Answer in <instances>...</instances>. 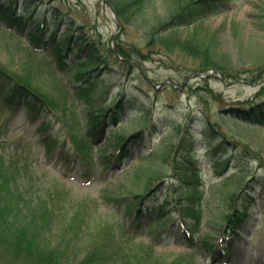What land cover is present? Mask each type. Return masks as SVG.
I'll return each mask as SVG.
<instances>
[{
	"label": "rangeland",
	"instance_id": "1",
	"mask_svg": "<svg viewBox=\"0 0 264 264\" xmlns=\"http://www.w3.org/2000/svg\"><path fill=\"white\" fill-rule=\"evenodd\" d=\"M0 1L5 3L10 0ZM14 6L15 11L24 18L34 19L46 15L48 25L64 19L59 34L69 27L73 33L68 59L74 55L83 57L87 49H79V43L85 40L90 43L87 46H92L90 51L93 58L101 55L107 64L101 63L97 71L89 73L94 78L91 94L94 102L91 105L85 100L75 99L69 91L66 95V104L79 115L82 130L92 127V121L85 116L88 110L121 94L130 103L122 111L121 122L110 133L106 131L104 136L94 135L93 152L112 154L111 140L120 132L134 134L139 131L142 113L151 117L154 123V132L145 137L143 134L135 135L137 141H130L133 150L130 159L122 165L123 172L115 175L96 170L95 177L84 178L78 169L69 174L65 169L66 163L56 156V151L48 154L44 152L39 144L42 138L40 119H30L21 107H17L15 112L6 111V99L0 95V125L8 120L7 132L0 139L4 143L6 158L18 172L19 182L27 185L24 191L40 197L55 194L54 200L60 213L71 212V217L77 216L76 222L85 219L83 214L89 208L93 213L89 219L91 241L103 243L114 240L134 250L122 232L125 228L134 229L128 217H123L113 207V200L125 194L126 177L143 161L149 148L165 143L166 138L176 142L177 131L181 134L188 132L195 149L194 157L197 162H201V184L195 195L197 200L200 198L196 212L189 211L186 216L193 217L201 232L210 230L214 235L222 234L221 207L215 201L217 192H226L228 189L221 183L222 178H230L237 172L234 167L237 160L233 156L237 155L238 158V153H241L249 166L245 178L239 173L242 178L236 185L239 190L243 186L247 187L246 182H251V174L264 176V126L259 125L254 129L248 121H233V118L247 120L243 117L220 115L221 109L239 101L264 98V61L257 59L264 56V0H225L224 10L177 29L182 38L196 33L198 37L209 40L215 51L228 57L230 65L227 68L233 74L225 78L217 68L208 71L204 77L194 75L199 60L179 48L170 50L155 47V50L150 51L142 44V32L136 31L133 26L115 22L106 0H16ZM234 23L239 24L238 32L232 26ZM30 25L24 31L13 32V28L6 27L4 21L0 23V65L18 73L20 78L44 93H59L64 84L71 87L73 69L51 71L59 68L58 55L52 51L44 54L42 46L29 42L26 32L31 29ZM48 31L50 29L44 31L45 36ZM117 42L127 49L135 45L139 47H136L137 51L128 59L129 62L119 60L118 54L113 53ZM84 76L88 75L80 74V77ZM47 118L52 124L50 129L59 130L61 123L58 119L51 116ZM201 129L215 137L219 143L216 148L202 138ZM236 130L239 133L232 134ZM70 145L66 144L67 147ZM244 158L240 157L238 161L242 162ZM226 161L229 165L224 168L223 163ZM151 191L152 201L172 195L167 193L165 187L158 189V192L157 189ZM243 201L250 207L237 225V234L225 261L215 262V257L210 256L209 249L204 246L197 247L193 252L188 251L176 239V235L170 237V233L164 243L154 241L165 230L159 234L148 233L144 228L145 223L141 229H136L139 236L130 240L155 244L154 249L161 264L173 261L177 264H264V195L257 190L253 198L248 196ZM173 209V205H169L163 208V212L173 216ZM214 239L209 237L211 242ZM80 240L83 239L73 242L75 251L83 247Z\"/></svg>",
	"mask_w": 264,
	"mask_h": 264
},
{
	"label": "trees",
	"instance_id": "2",
	"mask_svg": "<svg viewBox=\"0 0 264 264\" xmlns=\"http://www.w3.org/2000/svg\"><path fill=\"white\" fill-rule=\"evenodd\" d=\"M109 1L120 24L133 26L136 31L142 32L144 37L142 44L150 51H153L155 47L170 48V50L179 48L199 60L198 69L194 70L196 73H207L217 68L223 73L224 78L233 74L227 68L230 65L228 57L215 51L209 40L198 37L196 33L182 38L177 30L196 23L208 14L224 10L225 0ZM14 5L16 0L5 3L0 1V21H4L16 31H23L31 24V29L26 32L29 41L40 44L47 49V52H55L61 67H65V70L73 69L74 81L71 88L66 84L62 85V91L59 93H44L28 84L24 78H20L18 73L0 65V95L6 99L5 110L12 112L17 106H21L29 117L40 119L39 129L42 132V138L39 144L47 154L56 151V156L66 163L67 172L78 169L83 177L96 175V170L113 174L118 166L129 158L133 149L130 141H137L135 135L143 134L142 136L145 137L146 134L154 132L151 117L142 113L139 131L134 134L133 132L117 134L111 140L112 154L93 152L94 135H103L106 129L120 122L124 107L130 103L121 94L116 99L88 110L85 116L92 121V127L82 130L79 115L66 104V95L69 91V94L91 105L94 102L91 95L94 78L89 73L97 71L99 64H107L103 62L101 55L93 58L90 51L92 46H87L90 43L85 40L79 43V49H87L83 57L74 56L71 62L66 63L62 57L68 56L73 33L69 31V27L59 34V28L64 19H58L55 23L53 21L48 25L46 15L34 19L24 18L15 11ZM232 26L238 32L239 24L234 23ZM46 29L50 31L45 36ZM114 46L113 53L118 54V59L120 60L121 57L123 61H128L139 48L135 45L132 49H127L121 42H117ZM257 59L264 61V56ZM80 74L88 76L80 77ZM220 112L223 117L235 115V117L247 119L233 118L236 123L250 121L253 126L255 123L264 126V98L239 101L235 105L221 109ZM40 114L43 115L42 118ZM50 116L61 123L59 130L50 129L52 124L47 118ZM7 123L8 120L0 125V138L7 132ZM199 131L204 137L212 139L217 147L219 143L215 141L214 136L207 135L205 129ZM237 133L239 132L236 130L232 134L237 135ZM187 134L177 131V143L171 138H166L165 143L150 148L144 154L143 161L126 177L125 194L113 200V207L120 211L123 217H128L134 229L122 230L127 237L126 240L130 241V248H135L134 250L114 240H106L103 243L91 241L89 219L93 213L89 208L83 214L85 219L76 222L77 216L71 217V212L60 213L54 200L55 194L40 197L26 193L24 190L27 185L19 182L18 172L6 158L3 151L4 143L0 139V264H161L159 263L161 259L154 249L155 244L130 240L132 237L139 236L136 229H141L143 223L148 233L159 234L165 230L164 234L156 236L154 241L164 243L165 237H168L167 234L170 233L176 235V239L185 245L188 251L193 252L204 246L209 249L210 256L215 257L214 261L222 258V250L226 252L225 256L229 257L231 244L227 243L225 237L214 235L210 233V230L201 232L193 217L186 216L189 211L196 212L200 198L197 200L195 195L201 184L199 182L200 164L194 159L192 152L194 146ZM66 144L71 145L67 147ZM240 157L244 158L241 153H238V158L237 155L233 156L237 160L234 167L238 173L235 172L232 178H223L221 183L223 186H228V189L226 192L224 190L217 192L216 196L215 203L219 208L221 207L220 231L224 230V232L230 230L234 233L237 225L246 215L250 206L243 201L245 198L253 195L255 190L264 195V176L262 175L251 174L252 179L249 178L251 182H246L247 187L243 186L240 190L236 187L242 180L239 173L245 178L249 170L245 158L242 162L238 161ZM228 161L223 163L224 168L229 165ZM260 186L262 188L259 189ZM162 187H165L167 193L172 195L152 201L151 190L157 189L158 192V189ZM200 194L202 195V191ZM169 205L174 207L173 212L171 211L173 216L163 212V208ZM210 236L216 239L211 242ZM79 238L83 239L80 240L83 242V247L75 251L72 248L73 242ZM84 240L87 242L84 243ZM170 264H177V262L173 261Z\"/></svg>",
	"mask_w": 264,
	"mask_h": 264
},
{
	"label": "water",
	"instance_id": "3",
	"mask_svg": "<svg viewBox=\"0 0 264 264\" xmlns=\"http://www.w3.org/2000/svg\"><path fill=\"white\" fill-rule=\"evenodd\" d=\"M107 6H108V8H109V10H110L109 12L112 13V16H113L115 22H117V23L119 24V21H118V19H117V16H116L114 10H113V7H112V5L110 4V2H109L108 0H107ZM194 75H195V74H194Z\"/></svg>",
	"mask_w": 264,
	"mask_h": 264
}]
</instances>
